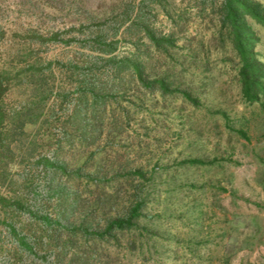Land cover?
<instances>
[{"label": "rangeland", "instance_id": "1", "mask_svg": "<svg viewBox=\"0 0 264 264\" xmlns=\"http://www.w3.org/2000/svg\"><path fill=\"white\" fill-rule=\"evenodd\" d=\"M139 1L0 0V264H33L6 225L58 264H264V28L245 20L263 71L248 101L219 22L222 0H154L150 26L172 46L154 50L134 30L116 54L131 55L138 38L145 74L165 77L171 93L126 73L104 105L84 104L82 51L65 42L82 24L122 20ZM46 165L56 193L44 206L67 229L42 228L20 210ZM136 197L137 228L83 233L125 216Z\"/></svg>", "mask_w": 264, "mask_h": 264}, {"label": "trees", "instance_id": "2", "mask_svg": "<svg viewBox=\"0 0 264 264\" xmlns=\"http://www.w3.org/2000/svg\"><path fill=\"white\" fill-rule=\"evenodd\" d=\"M153 3L154 0H140L135 6L127 8L126 12L128 14L127 16L122 14V20L111 17L91 24H82L78 30V37L65 42L66 45L76 44L82 51L81 63L75 69L80 78L81 101L84 104L87 103L86 100L89 96L93 102L98 101L104 105L113 93L111 88L126 73L133 75L146 90L160 92L162 95L171 93L165 77L148 79L145 74V67L140 59L142 45L138 44L140 41L138 38L133 44L134 52L131 55L119 56L116 54L122 43L120 36L134 30L143 32L154 50L163 52L167 51L166 46H172L171 40L164 36H158L150 26L156 17L151 7ZM219 10L221 13L219 22L221 26L228 27L233 48L239 55L241 64L239 78L243 98L248 101H256L258 91L263 86V71L262 65L252 54V48L257 38L254 37L250 26L246 24L245 20H252L264 28V8L254 0H222ZM125 22L126 24L129 22V25L125 26ZM61 35V33L54 35L53 43H62L60 40ZM103 91L104 96L101 95ZM184 93L185 97L190 98L189 94ZM242 135L245 137V134L242 133ZM184 163L204 165L203 162L196 160ZM44 169V184L37 183L27 189L28 200L20 210L42 228L48 229L57 226L59 230L67 229V218L52 220L47 215L44 202H48L56 193L55 188L52 191L50 190L55 180V167L46 165ZM65 171L66 168L62 167V172ZM137 173L139 174V172ZM77 177L81 178L83 176L78 173ZM50 191L52 196L48 197ZM143 205L144 201L136 197L130 202L125 216L109 220L100 232L97 228L93 229L91 226H86L83 233H91L92 236L98 239H104L115 232L137 228L138 226L134 221L140 217ZM6 229L9 235L13 237L18 251L23 254L25 259L33 264H58L55 262L52 252H39L36 246L31 243V239L20 234L13 226L6 225ZM2 261L3 259L0 258V262Z\"/></svg>", "mask_w": 264, "mask_h": 264}]
</instances>
